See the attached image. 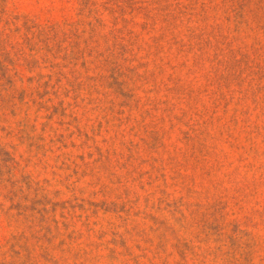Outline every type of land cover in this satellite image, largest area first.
Returning a JSON list of instances; mask_svg holds the SVG:
<instances>
[{"label": "rangeland", "instance_id": "374dc122", "mask_svg": "<svg viewBox=\"0 0 264 264\" xmlns=\"http://www.w3.org/2000/svg\"><path fill=\"white\" fill-rule=\"evenodd\" d=\"M0 264H264V0H0Z\"/></svg>", "mask_w": 264, "mask_h": 264}]
</instances>
